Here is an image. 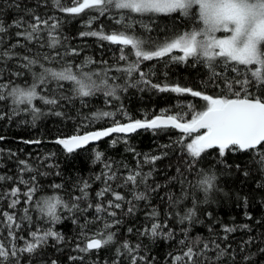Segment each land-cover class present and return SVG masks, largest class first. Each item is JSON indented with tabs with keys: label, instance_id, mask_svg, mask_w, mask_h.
<instances>
[{
	"label": "snow or ice",
	"instance_id": "6c2138e0",
	"mask_svg": "<svg viewBox=\"0 0 264 264\" xmlns=\"http://www.w3.org/2000/svg\"><path fill=\"white\" fill-rule=\"evenodd\" d=\"M50 6L54 10L71 16L83 19L87 16L85 27L89 30L79 33L80 37H93L102 42H109L119 47L120 55L115 65H109L107 61H101L107 67L98 71H85L88 65L95 62L86 58L81 64H76L71 58L78 57L80 50L77 48H65L60 52L67 39L60 31L61 22L55 15H35L29 9L31 20L24 17L14 19L10 24L0 18V63L7 67L13 59L19 62V67L31 76L29 83L25 71L11 72V78L0 82V101L11 102V115L0 112V120L5 118L11 120L12 116L19 113H27L31 116L33 125L42 117L48 114L62 116L63 112L55 111L60 107L61 101H72L76 97L84 102V98L92 97L102 93L106 98V104L111 105L118 101L120 96L118 90L127 91L128 87L136 88L141 84L150 86L160 92L170 91L177 94H187L193 98H199L204 102L203 107L197 110L193 101L186 103L187 115L185 119L183 111L169 113L162 110L160 114L144 119H133L124 110L123 105L115 108L114 111L98 110L93 112L86 120H102L111 118L108 127L81 134L79 129L76 134L57 137L54 141L61 146L66 154H73L77 150L88 147L92 142L100 141L102 138L111 137L117 134L112 144L120 142L121 139L127 143V135L136 133L138 130H151L153 133L177 129L182 133L180 139L173 144L161 145L162 149L180 145L183 153L189 158L188 171H191L195 164L203 158L209 149L218 151L220 157H225L228 152L252 153L253 161L264 172V0H50ZM18 7V5H17ZM176 17L186 22L190 21L192 27L183 31L173 29L170 35L152 37L153 31L150 24L143 23V20H152L156 17ZM101 17L108 19L119 26L107 31L104 24L99 28L92 25ZM139 23L145 36L137 34L135 25ZM17 29L14 33L17 39L14 43L6 42L11 40L10 29ZM29 45H37L38 50L32 55H21L18 48L25 49L31 53ZM51 49V52H41L40 49ZM179 53V54H176ZM134 57V58H133ZM168 61L177 63H192L195 67L202 64L211 75L206 83H214L217 88L221 87L230 95H210L207 92L196 90L190 87L179 85H160L153 83L148 73L141 70L145 61ZM123 62V63H120ZM223 65L224 71H217ZM38 66V71L34 70ZM230 69L235 76L229 78L225 73ZM120 73V76H111L112 71ZM5 68H0V74ZM134 74L138 78H134ZM166 75V73H165ZM22 78L23 83H15V79ZM119 79L125 80V85L111 83ZM70 83L71 95L65 94V84ZM55 84L52 88L51 85ZM48 107L44 108L38 105ZM120 114L127 122H122L115 117ZM123 134V135H121ZM5 137L0 136V141ZM28 144H40V140L23 141ZM127 151L135 152L131 147ZM15 155V153H10ZM55 153L38 157L40 166L47 163L54 157ZM168 152L163 151L160 155L150 153H135L137 164L131 169L127 164L104 158V153L95 151L93 163L99 162L103 165L102 171L95 176V180L101 181L103 187L96 192L95 202L89 200V189L91 184L88 180L80 181L75 187L79 195L65 200L59 195H51L34 201V193L37 191L36 175L30 180L23 178V173H32L34 170L38 175V168L33 167L26 160H19V172L21 173L19 183L27 187L23 193L25 207L17 212L21 203L18 186L11 187L7 192L0 194V201L8 200L7 209L0 208V231H6L7 239H0V264H21L22 258L32 259L41 255L43 250L54 242L53 246L61 244L65 240L64 235L55 230V226L64 219L61 215L66 211L71 215L73 224H79L73 214L83 215L89 209H94L95 215L92 219L85 218L83 224H79L80 234L77 238L75 251L81 254L98 252L107 246H115V258L111 264H121L122 258H127L129 264H153V259L141 255V243L132 245L129 240L118 241L117 233L113 227L121 223L117 219V211L122 209L123 204L128 203L126 214H132L136 202L148 201L149 194L156 192L161 185L152 187L148 181L153 176L154 167L149 171L143 170L144 165L154 166L155 162L167 156ZM143 156L141 163L139 157ZM49 168L58 167L48 163ZM123 167L126 174L119 169ZM239 167V165H237ZM181 177L183 172L177 168ZM244 175H248L245 171ZM12 179V177L0 176V181ZM172 179H175L172 178ZM117 180L121 183L115 184ZM182 186L187 183V189L182 187V194L177 197L172 193L168 194L169 210L165 217L160 219V213L156 208L146 214L150 221V227L145 226L137 234L148 236L150 239L162 237L170 240L174 237V229L169 227V222L175 219L178 224L186 221L191 224L196 218L197 204L199 198L196 191L203 192L204 201L208 202L209 194L217 189V175L215 172L200 170L197 180L193 184L181 179ZM130 186V188H129ZM143 186V190L141 189ZM54 190L63 188L62 184L52 185ZM117 188H129L131 200ZM109 196L111 198H109ZM192 196V207L181 209L184 200ZM82 203H86L82 207ZM35 207L39 213V219L45 221L47 227L36 226L35 230L29 227L27 236L20 235L24 231L23 222L27 221L31 226L34 221L31 209ZM11 210V211H9ZM247 215V214H246ZM110 218V219H109ZM95 231L92 226L98 225ZM248 228V225H242ZM165 229H167L165 231ZM132 228L128 229L131 233ZM182 238L178 241L182 251L175 255L169 254L171 264H223L227 259L229 264H236V251L230 250L231 246L222 247L215 240L210 242L202 240L197 236L194 239L189 236V229L183 228ZM227 240V234L236 231L235 227L223 226ZM249 238L240 246V252L252 243ZM22 241V244H18ZM215 249L214 255L207 253ZM264 253V248L259 249ZM25 254L27 256L25 257ZM255 253L243 256V264H249ZM69 260H79L83 264L85 255L70 256ZM51 264H58L53 259Z\"/></svg>",
	"mask_w": 264,
	"mask_h": 264
},
{
	"label": "trees",
	"instance_id": "16d2710c",
	"mask_svg": "<svg viewBox=\"0 0 264 264\" xmlns=\"http://www.w3.org/2000/svg\"><path fill=\"white\" fill-rule=\"evenodd\" d=\"M18 5V7H17ZM33 10L35 15L47 16L55 15L60 19V31L67 39L64 41V46L59 50L64 52L65 48H77L80 50L78 57L71 58L74 63L81 64L86 58H91L95 63L88 65L85 71H98L101 68L107 67L101 61H107L109 65H115L117 58L120 55L119 47L111 45L109 42H102L93 37H80L79 33L87 31L85 22L87 16L83 19L71 16H65L50 6V0H0V18L10 24L14 19L24 17L26 20H31V14L28 10ZM143 23L150 24L153 31L150 33L152 37H160L170 35L173 29L181 31L191 28L192 23L176 17H156L152 20H143ZM100 24H104L107 31L119 26L112 23L108 17H101L99 21L92 25L93 28H99ZM137 34L149 35L140 27V24L135 25ZM17 29H10L11 40L6 42L14 43L17 37L14 33ZM32 52L28 53L23 48H18L21 55H32L38 50L37 45H29ZM43 52H51V49H40ZM179 54V53H176ZM134 58V57H133ZM123 63V62H120ZM0 68H5V71L0 74V82L11 78V72L25 71L20 69L19 62L16 59L10 61L5 67L0 63ZM34 70H39L38 66ZM141 70L149 74L153 83L160 85H179L181 87H190L196 90L207 92L210 95H230L221 87L217 88L214 83H206L211 75L210 71L202 64H197L195 67L192 63L184 64L177 62L162 61H145L141 65ZM217 71H224L223 65L217 68ZM166 73V75H165ZM229 78L235 76L230 69L225 73ZM111 76H120V73L114 70L110 73ZM25 76L28 82H31V76L25 71ZM134 78L138 75L134 74ZM111 83H119L125 85L124 79L110 81ZM15 83H23L22 78L15 79ZM52 88L55 84L51 85ZM70 83L65 84L64 93L71 95L69 89ZM120 99L113 101L111 105L106 104V98L102 93H98L92 97L81 99L76 97L72 101H61V105L55 108V111L63 112L62 116L48 114L38 120L35 125L31 122V116L27 113H19L12 116V119L7 118L0 120V136L5 137L0 141V176L12 177V179L0 181V194L7 192L11 187L18 186L21 189L20 201L17 207L18 214L20 209L24 208L23 203L25 197L24 192L27 187L19 183L21 173L19 172V160H26L39 173H47V175H38L34 170L32 173H23L25 180H30L32 175H36L37 191L34 193L33 205L41 198L59 195L66 201L71 197L79 195L78 189L75 187L80 181L88 180L91 184L89 189V200L95 202L96 192L103 187L101 181L95 180V176L102 171L103 165L99 162L93 163L95 151L104 153L105 159H110L117 162L127 164L129 168L135 169L137 157L135 153H150L160 155L163 151H167L168 155L155 162L154 166L144 165L143 170L149 171L154 167L153 176L148 183L155 187L156 184L161 187L153 193L149 194L148 201L136 202L135 210L132 214H126L129 207L128 203H124L122 209L117 211V219L121 223L113 227V231L117 233L116 239L123 241L127 239L132 245L136 243L142 244L140 250L141 255H146L149 259H153V264H171L169 254L175 255L182 251L178 241L182 238V229H189V236L195 238L201 237L204 241L215 240L222 247L231 246L230 250L236 251V264H243L242 258L249 253H255L249 264H264V253H260L259 249L264 248V172H261L259 166L253 161L252 153L243 152H228L225 157H220L218 151L209 149L207 153L199 160L191 171H188V157L182 152L180 145L175 147L162 149L161 145L173 144L178 141L182 133L177 129H168L167 131L153 133L151 130H140L136 133L127 135V143L123 139L115 145L112 140L116 135L101 139L100 141L90 144L82 150H77L73 154H66L61 146L57 145L52 140L57 137H66L76 134L79 129L80 133L90 130L108 127L111 124V118L102 120H86L93 112L98 110L114 111L115 108L123 105V108L133 119H144L147 115L151 118L158 115L162 110L168 111L170 114L177 111L187 113L186 103L193 101L197 110H200L204 102L199 98H193L187 94H177L170 91L160 92L150 86L141 84L139 87H128L127 91L118 90ZM47 112L48 107L38 105ZM11 102L0 101V112H6L11 115ZM115 119L122 122H127L125 118L118 114ZM185 119H190V115H185ZM40 140V144H28L23 141ZM131 147L135 152L127 151ZM15 153V155H10ZM55 153L54 157L40 166L38 157H44L46 154ZM141 163L143 156L139 157ZM48 163L58 165V167L49 168ZM239 165V167H237ZM177 168L183 172L181 177L177 172ZM200 170H211L217 175V189L209 194L208 202L204 201L203 192L196 191L195 195L199 198L200 203L197 204L196 218L189 224L187 221L184 224H178L175 219L170 220L169 227L174 229L175 235L170 240H165L162 237H157L154 240L148 236H139L137 233L142 231L145 226L150 227V221L147 220L146 214L156 208L160 213V219H163L169 210L168 194L172 193L179 197L182 194V187L187 189V183L183 186L181 179L193 184L197 180V174ZM119 171L126 174V170L121 167ZM247 171L248 175H244ZM175 179H172L174 178ZM117 180L115 184L121 183ZM62 184L63 188L54 190L52 185ZM130 188V186H129ZM129 188H117L126 195L127 200H131ZM143 190V186L141 189ZM109 198H111L109 196ZM8 200L0 201V208L7 209ZM192 196L184 200L181 209L192 207ZM82 207L86 203H82ZM11 211V210H9ZM247 214V215H246ZM31 215L34 223L30 226L27 221L23 222L24 231L20 235L27 236L29 227L35 230L38 225L47 227L44 220L39 219V213L33 207ZM64 219L55 226V230L61 232L65 240L59 245L53 246L54 242L46 247L40 256L32 259V264H51V260L55 259L58 264H81L79 260L73 262L69 260L70 256L85 255L83 264H111L115 258V246H107L98 252L91 254H81L75 251L77 238L80 234L79 224H83L85 218L92 219L95 215L94 209H89L88 213L83 215L73 214L78 219L79 224H73L72 216L66 211L61 213ZM110 219V218H109ZM228 225L235 227L236 231L227 234V240L223 239L226 235L223 231V226ZM242 225H248V228H242ZM98 225L92 226L91 230L95 231ZM132 228L131 233L128 229ZM167 229H165L166 231ZM252 239V243L245 247L244 252H240V246ZM0 239H7L6 231H0ZM22 244V241H18ZM215 249L207 253L214 255ZM27 254H25V257ZM21 264H29V259L22 258ZM121 264H129L127 258H122ZM223 264H229L227 259Z\"/></svg>",
	"mask_w": 264,
	"mask_h": 264
},
{
	"label": "water",
	"instance_id": "95a60500",
	"mask_svg": "<svg viewBox=\"0 0 264 264\" xmlns=\"http://www.w3.org/2000/svg\"><path fill=\"white\" fill-rule=\"evenodd\" d=\"M105 128V127H104ZM99 129H102V128H99ZM96 130H98V129H96ZM92 131H95V130H92ZM138 131H140V130H138ZM89 132V131H88ZM81 134H83V133H81ZM113 135H117V134H113ZM121 135H123V134H121ZM129 135V134H128ZM105 138H107V137H105ZM57 139V138H56ZM56 139H54V140H52L53 142L56 140ZM102 139H104V138H102ZM96 142H98V141H96ZM96 142H92L91 144H94V143H96Z\"/></svg>",
	"mask_w": 264,
	"mask_h": 264
},
{
	"label": "bare ground",
	"instance_id": "6f19581e",
	"mask_svg": "<svg viewBox=\"0 0 264 264\" xmlns=\"http://www.w3.org/2000/svg\"><path fill=\"white\" fill-rule=\"evenodd\" d=\"M99 129V128H98ZM94 130H96V129H94ZM90 131H92V130H90ZM88 132V131H87Z\"/></svg>",
	"mask_w": 264,
	"mask_h": 264
}]
</instances>
